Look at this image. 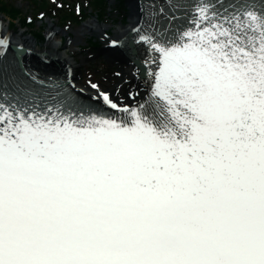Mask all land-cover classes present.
<instances>
[{"label": "snow or ice", "instance_id": "6c2138e0", "mask_svg": "<svg viewBox=\"0 0 264 264\" xmlns=\"http://www.w3.org/2000/svg\"><path fill=\"white\" fill-rule=\"evenodd\" d=\"M138 9L115 95L0 35V264H264V0Z\"/></svg>", "mask_w": 264, "mask_h": 264}, {"label": "rangeland", "instance_id": "374dc122", "mask_svg": "<svg viewBox=\"0 0 264 264\" xmlns=\"http://www.w3.org/2000/svg\"><path fill=\"white\" fill-rule=\"evenodd\" d=\"M8 3H12L15 7L20 10V17L31 18L33 22L24 26L21 23V19L13 21L9 19L7 15L0 13L3 23L2 27L8 25L10 32H22L25 38H33L36 45L40 46L45 42V37L48 32V28H53L60 31L61 33L55 37H52L51 40L53 43H66L68 41L73 42L71 49L64 50H52L56 55L60 56L61 59H65L70 63L73 62L75 69L78 71L74 76L73 83L79 85L84 90L93 91L90 87L89 82L98 83L99 77H106L108 74L113 73V66L105 59V44L108 38H114L113 31L119 28L122 23L121 28H125L129 24V6L126 3V0H100L101 9L93 7L91 0H44L45 3L53 4L51 6H63L66 9L73 10L80 13V19H75L72 21H67L61 16H53V12L50 15H44L40 17L38 14L37 7L34 5L33 1L35 0H6ZM79 9V11H77ZM36 16H39L37 19ZM98 21L100 25L108 24L110 29L107 30V37H101V32L95 35L85 34L84 36L74 37V33L79 29V26L83 25L86 22H95ZM122 21V22H120ZM37 32H41L42 38L40 40L37 38ZM11 34V33H10ZM9 34V37H10ZM102 34H105L102 32ZM33 45V44H32ZM98 55L95 57V55ZM81 55L86 56V60L81 59ZM72 64V65H74Z\"/></svg>", "mask_w": 264, "mask_h": 264}, {"label": "bare ground", "instance_id": "6f19581e", "mask_svg": "<svg viewBox=\"0 0 264 264\" xmlns=\"http://www.w3.org/2000/svg\"><path fill=\"white\" fill-rule=\"evenodd\" d=\"M111 1V0H109ZM126 3H128L129 6V22L132 23H136L137 21V17L139 15V9H138V4L136 2V0H126ZM2 17L0 16V23H3ZM122 22V21H120ZM131 25V24H130ZM120 27L115 29L113 31V35L114 38L112 39H117L124 35L125 33L128 32L129 28L133 25H131L130 27H125V28H121L123 25L121 23V25H119ZM8 29V26L6 25V27H2L0 26V35H4V34H10V37L8 38V44L6 47V51L8 52L9 56H16V57H20L21 56V52H19V50H17L15 48L16 47H20L21 50L27 52V53H31V59L33 58L32 54H37L35 51L40 52L41 54L43 52H45V57H47V59H52L54 58V60H49L48 65L49 67H47V70H51L53 71V73H58V76L60 74H63L66 78V81H69L70 86L74 89H76L77 91H79L80 93H84V94H88L90 96L94 95V91H90V90H84L81 87H79V85L73 83L74 80V76L76 75L75 71H78L77 69H75V65L73 62H69L65 59H61L60 56L56 55L52 50H59V49H64V50H68L71 49V47L73 46V42L72 41H68L66 43H61V42H57V43H53V41L51 40L52 37L57 36L58 34H60L61 32L53 29V28H48V34L47 37L45 39V42H43L40 46L36 45L35 40L32 38H25L24 35L22 34V32H10ZM110 29V26L108 24L106 25H100L98 23L97 20H95V22H86L83 25L79 26V29L74 33V37L77 36H84L85 34H90V35H95L98 34L99 32H101V37H103V33L106 34L107 30ZM80 37V38H81ZM108 41V40H107ZM107 43V42H106ZM33 44V45H32ZM14 46V47H13ZM108 47H105L104 49V53H105V59L109 61V63L113 66V73L108 74V76H100L99 77V85L101 88H103L104 90L110 91L111 93H113V95L116 94V89L119 87L121 92H124L126 89L131 88L132 85H140V81L141 78H137L135 76V72H136V67L134 66V62H132L128 56H126L124 54V52L121 50V48L119 47H112L109 44L107 45ZM98 55L96 54L95 57H97ZM86 56L81 55V59L82 60H86ZM32 63V61H31ZM74 64V65H72ZM117 73H119V75H117ZM75 91V90H74ZM76 91V92H77Z\"/></svg>", "mask_w": 264, "mask_h": 264}, {"label": "trees", "instance_id": "16d2710c", "mask_svg": "<svg viewBox=\"0 0 264 264\" xmlns=\"http://www.w3.org/2000/svg\"><path fill=\"white\" fill-rule=\"evenodd\" d=\"M1 11L8 13V14L11 15L12 17L15 16V15H17V13H18V10H17V9H15V8H13V7H8V8H7V7H5L4 5H2ZM23 22H24V21H23Z\"/></svg>", "mask_w": 264, "mask_h": 264}]
</instances>
